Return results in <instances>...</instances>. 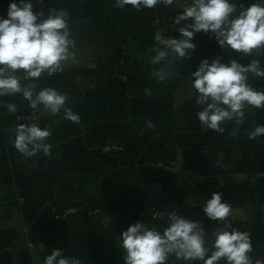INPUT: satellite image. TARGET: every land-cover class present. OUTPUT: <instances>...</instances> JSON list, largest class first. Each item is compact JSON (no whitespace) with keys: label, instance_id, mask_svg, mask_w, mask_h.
Instances as JSON below:
<instances>
[{"label":"crops","instance_id":"0c3cea01","mask_svg":"<svg viewBox=\"0 0 264 264\" xmlns=\"http://www.w3.org/2000/svg\"><path fill=\"white\" fill-rule=\"evenodd\" d=\"M11 0H0L1 9ZM35 13L51 8L69 12V27L77 43L79 62L62 73L24 81L39 91L52 87L69 97L66 106L80 123L51 115L42 106L30 120L26 100L17 94L0 101L17 104L18 111L0 117V264H44L53 249L76 257L81 264H124L121 232L141 221L158 231L168 218L150 217L152 208L175 210L197 221L209 244L222 222L210 220L203 207L212 193L232 207V226L251 235L253 261L264 262V136L248 139L255 126H264V107L245 110V121L206 128L198 119L191 74L203 59L223 57L247 65L264 56L243 57L220 48L211 33H196L191 58L176 60L171 77L161 83L153 75L155 35L180 38L174 19L191 0H175L140 11L116 0H38ZM245 6L264 0H231ZM161 48V47H160ZM163 49V48H161ZM249 84L264 91V77L249 74ZM20 117V119H17ZM151 121L152 128L147 127ZM35 122L52 135L51 154L25 157L14 147L10 130ZM119 139L125 149L102 152L103 143ZM77 207L65 219L55 214ZM167 264H181L170 257ZM200 264V262H190ZM220 264H224L223 261Z\"/></svg>","mask_w":264,"mask_h":264},{"label":"clouds","instance_id":"9594fccd","mask_svg":"<svg viewBox=\"0 0 264 264\" xmlns=\"http://www.w3.org/2000/svg\"><path fill=\"white\" fill-rule=\"evenodd\" d=\"M175 0H116L115 7L123 9L130 5L135 10L155 8L157 5L172 6ZM70 14L65 9L51 8L45 16L35 13L33 4L19 0V5L10 3L7 18H0V97L21 95L28 101L30 109L42 106L51 115L63 111V119L79 124L80 116L66 106L69 97L55 88L36 90L24 81H36L43 75L62 73L66 65L79 62L77 43L69 27ZM191 21L178 28L180 38H166L159 32L155 41L156 55L150 57L153 65L164 66L153 73L163 83L172 75L169 66L176 60L191 58L196 45L194 35L203 31L211 33L222 49L241 53L244 57L264 56V3L256 2L245 6L231 0H191L176 15L174 25ZM223 57L209 62L201 60L198 69L191 74V88L195 90L196 104L202 107L198 119L206 128L222 132L227 121H235L237 128L245 121V110L264 107V91H258L249 84V74L264 77V67L259 59H251L244 65L236 59L227 63ZM0 106L9 113H16L15 103L0 101ZM20 119V117H17ZM147 127H154L147 121ZM14 133L13 145L25 157L39 152L51 154L52 145L48 138L49 128L42 129L37 123H20L10 129ZM264 136V126H255L248 133L249 140ZM203 213L212 221H220L223 227L214 230L210 244L197 221L179 215L175 210L168 214V226L163 232L155 226L149 228L138 221L121 232L120 248L124 264H167L170 257L181 264H264L253 261L251 235L232 226L229 217L232 207L222 202V193L214 192L203 207ZM44 264H81L76 257H66L61 249H53L46 256Z\"/></svg>","mask_w":264,"mask_h":264},{"label":"built area","instance_id":"2783aa9c","mask_svg":"<svg viewBox=\"0 0 264 264\" xmlns=\"http://www.w3.org/2000/svg\"><path fill=\"white\" fill-rule=\"evenodd\" d=\"M17 3L19 5V0H11L8 4H6L0 11V18H7V11H8V6L10 3ZM25 2H29V0H25ZM30 2L33 4V11L37 10L38 7L40 6V3L38 0H30ZM165 37V36H164ZM167 38V37H166ZM156 44L158 45V42H156ZM159 47L163 48V46L158 45ZM255 55V54H254ZM253 55V56H254ZM243 56V55H242ZM244 57V56H243ZM246 58V57H245ZM6 103H14L11 101H3ZM28 105V102H27ZM7 112V109L3 106H0V117H2L5 113ZM38 110L35 109H30L29 114H28V118L30 120L34 119L36 114H37ZM102 152L106 153V154H110V153H118L121 152L125 149L124 145L122 144V142L117 139V138H111L106 140L103 145H102ZM2 207L0 205V214L2 213ZM173 210H168L165 208H152L151 212H150V217L155 219V220H164L168 218V214L170 212H172ZM78 212V208L77 207H68L65 208L61 211H59L58 213L55 214V217L57 219H65L68 218L69 216L76 214Z\"/></svg>","mask_w":264,"mask_h":264}]
</instances>
